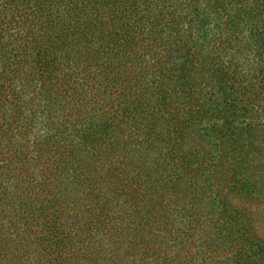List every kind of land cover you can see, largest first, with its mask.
I'll return each mask as SVG.
<instances>
[{"label": "trees", "instance_id": "16d2710c", "mask_svg": "<svg viewBox=\"0 0 264 264\" xmlns=\"http://www.w3.org/2000/svg\"><path fill=\"white\" fill-rule=\"evenodd\" d=\"M0 264H264V0H0Z\"/></svg>", "mask_w": 264, "mask_h": 264}]
</instances>
